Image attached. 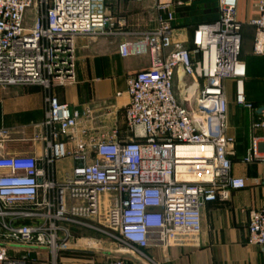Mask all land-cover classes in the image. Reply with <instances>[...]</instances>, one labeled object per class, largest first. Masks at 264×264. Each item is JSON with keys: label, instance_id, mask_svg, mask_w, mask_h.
Here are the masks:
<instances>
[{"label": "built area", "instance_id": "2783aa9c", "mask_svg": "<svg viewBox=\"0 0 264 264\" xmlns=\"http://www.w3.org/2000/svg\"><path fill=\"white\" fill-rule=\"evenodd\" d=\"M106 1L0 0V87L35 85L46 92L40 158L0 155V264H58L70 242L98 252L101 240L82 237L83 231L124 256L95 264H158L145 249L196 237L204 205L227 201L242 186L231 174L234 138L226 134L223 90L225 80L245 76L237 0H217V18L195 27L190 48L173 50V1L157 0L163 16L156 28L127 34L150 63L126 78L125 137L101 133L66 150L79 119L92 113L60 103L50 89L73 76L75 38L110 34ZM254 7L253 52L263 54L264 0ZM237 94L236 104L253 112ZM257 130H264V111L249 124L245 164H264ZM66 158L74 165L57 176L56 163ZM259 182L264 175L252 184ZM246 228L247 242L263 247L264 207L249 210Z\"/></svg>", "mask_w": 264, "mask_h": 264}, {"label": "crops", "instance_id": "0c3cea01", "mask_svg": "<svg viewBox=\"0 0 264 264\" xmlns=\"http://www.w3.org/2000/svg\"><path fill=\"white\" fill-rule=\"evenodd\" d=\"M172 1L174 20L171 36L174 45L171 50L176 46L190 48L195 27L217 18V0ZM256 1L237 0V18L242 24L239 58L244 63L245 76L238 82H223L227 100L226 134L234 138L231 174L242 186L231 192L229 200H215L204 205L201 209V231L196 237L166 248L145 249L144 253L158 264H264V246L249 244L246 228L249 210L264 207V183L252 184L254 179L263 177L264 164L259 161L242 162L250 142L249 124L264 111V53L253 52L255 30L248 23L255 18ZM156 3L157 0L139 3L107 0L106 15L110 20L105 29L110 34L74 39L73 76L64 85L54 83L50 94L81 113L88 108L92 115L90 120L84 116L79 119L74 140L66 141L67 151L78 140L88 144L90 136L96 137L101 133L116 131L118 137H125L126 78L146 69L150 63L147 50L143 47L139 53L141 44L136 37L127 34L156 28L157 20L163 16L156 9ZM117 93L121 95L116 96ZM237 93L246 103L253 105V112L236 104ZM45 97L46 92L35 85L0 87V155L40 158ZM82 129H89V133L82 135ZM139 133L140 129H137L136 134ZM255 135L262 141L264 130L255 131ZM73 165L69 158L58 161L57 176ZM81 235L95 236L89 231H83ZM78 252H84L78 244H67L58 264H83V259L73 256ZM92 257V263L88 264H95V257Z\"/></svg>", "mask_w": 264, "mask_h": 264}, {"label": "rangeland", "instance_id": "374dc122", "mask_svg": "<svg viewBox=\"0 0 264 264\" xmlns=\"http://www.w3.org/2000/svg\"><path fill=\"white\" fill-rule=\"evenodd\" d=\"M94 238H96L97 240H101L100 241V244L97 246V249H98V252L96 253H89V252H78V253H73V256L75 257H79L81 259H83V262L85 263V260L86 259H91L93 258L92 255L95 257L94 259V262H98V261H101V260H104L106 259L107 257H110V258H118V257H124V256H121V254L116 251L117 250V247L116 245L110 243L108 240H106L105 238H102L100 236H97L95 235ZM70 243H73V242H70ZM103 250H107V251H110L111 254H107V253H104ZM63 253L61 252L60 253V256H62ZM91 255V256H90ZM92 260V259H91ZM82 262V263H83ZM83 263V264H84Z\"/></svg>", "mask_w": 264, "mask_h": 264}]
</instances>
